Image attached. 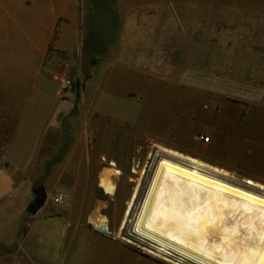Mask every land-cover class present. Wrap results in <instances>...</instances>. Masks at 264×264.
Returning <instances> with one entry per match:
<instances>
[{
    "label": "crops",
    "instance_id": "crops-1",
    "mask_svg": "<svg viewBox=\"0 0 264 264\" xmlns=\"http://www.w3.org/2000/svg\"><path fill=\"white\" fill-rule=\"evenodd\" d=\"M202 7L199 0H0V264H60L53 253L63 264H164L72 217V209L53 207V193L34 216L26 212L72 109L95 116L98 134L137 127L264 181V108L240 120L229 100L252 92L235 83L229 65L216 73L200 63L199 38L209 37L200 32L215 19L210 9L200 21ZM60 72L90 86L77 101L72 92L54 93ZM199 132L208 140L194 141ZM79 165L101 162L64 160L45 182H63Z\"/></svg>",
    "mask_w": 264,
    "mask_h": 264
},
{
    "label": "bare ground",
    "instance_id": "bare-ground-1",
    "mask_svg": "<svg viewBox=\"0 0 264 264\" xmlns=\"http://www.w3.org/2000/svg\"><path fill=\"white\" fill-rule=\"evenodd\" d=\"M155 147L118 228L112 231L97 207L89 223L169 264H264V184ZM120 175L114 161L99 174L105 195H116L112 177Z\"/></svg>",
    "mask_w": 264,
    "mask_h": 264
},
{
    "label": "rangeland",
    "instance_id": "rangeland-1",
    "mask_svg": "<svg viewBox=\"0 0 264 264\" xmlns=\"http://www.w3.org/2000/svg\"><path fill=\"white\" fill-rule=\"evenodd\" d=\"M199 1L200 5H204L200 8V21L206 20V17L212 15L208 12L210 9L214 10L212 16L215 18L214 23L210 25L207 32H200L201 35L207 34L209 37L199 38V61L200 63L205 61L210 70L216 73H219L220 66L229 65L231 74L237 76L235 83L248 87L246 90L252 92L250 95L247 93L242 95L241 99L229 100V103L237 110L238 118L244 120L248 117L250 109L264 108V0ZM211 28H214V30L212 31ZM222 46H230L231 52L220 54ZM212 47H214L213 51L211 50ZM206 50L209 53H203ZM61 77L70 78L65 72L55 75L56 80ZM171 86L176 87L178 90L181 89L180 85L172 84ZM57 87L56 81L54 83V93L56 95ZM89 87L82 83L74 84L72 81V88L58 96H64L67 92H72L77 101L80 94L84 93L86 89L88 90ZM254 89L262 92V95L256 98ZM213 111L215 114H220L221 108L214 106ZM95 121V116L90 115V113H87L86 117L79 118L78 110L72 109L70 114L62 121V127L58 130L59 133L56 134V140H60L61 143L58 150L54 152L53 158L60 148L65 146V154L57 164L70 158H76L81 162L85 159H97L101 162V165L98 167L69 166L70 177L65 181L46 183L51 168L48 175L45 174L42 178L44 179L43 183L40 179L34 184V188L44 185L46 193H53L52 198L54 193H63L66 196L65 203L61 205L51 203L52 206L70 208L72 209V217L78 214L86 223H88L89 216L97 207L98 212L107 219L110 229L115 231L124 216L133 189L138 179H140V171L144 170L145 164L148 162V156L157 150L155 145L170 149H174L172 148L174 146L171 144L172 142H158L152 137H147L137 127L131 130L129 127L125 129L117 126L112 133L103 131L98 134L95 129ZM200 134L206 140H196L195 137ZM80 140L82 141V149H76ZM207 140L208 136L205 132H199L194 136L196 142ZM174 150L192 156L185 149ZM110 161H114L117 169L121 171L120 176L112 177L116 187L114 197L105 195L98 186L99 174L106 167H109ZM134 170L136 173H133ZM150 174L151 172L148 171L145 178L147 179ZM233 174L238 179L251 178L256 180L249 174ZM145 178L141 181L143 185L146 182ZM261 183L264 184V181ZM135 250L137 251V249ZM62 258L63 256L61 255V258H59L57 253L51 254V259L54 262L61 259L60 264H63Z\"/></svg>",
    "mask_w": 264,
    "mask_h": 264
},
{
    "label": "built area",
    "instance_id": "built-area-1",
    "mask_svg": "<svg viewBox=\"0 0 264 264\" xmlns=\"http://www.w3.org/2000/svg\"><path fill=\"white\" fill-rule=\"evenodd\" d=\"M56 81H57V86H58L57 87V95H61V94L65 93L66 91H68V90H70L72 88V81L68 77H61V78L57 79ZM195 139L198 140V141L206 140V138L202 134L197 135L195 137ZM52 199H53L54 203H56L58 205H61V204L65 203L66 196L63 193L57 192V193H54ZM107 235L112 236V234H107ZM122 242L124 244H126L127 246L132 247L133 249L134 248L137 249L138 252H140L141 254H143L145 256H148V257H150V258H152L154 260H157L159 262H162V263H165V264H169V263H167V262L155 257L151 253L147 252L146 250L143 249L142 246L131 244L128 241H122Z\"/></svg>",
    "mask_w": 264,
    "mask_h": 264
},
{
    "label": "water",
    "instance_id": "water-1",
    "mask_svg": "<svg viewBox=\"0 0 264 264\" xmlns=\"http://www.w3.org/2000/svg\"><path fill=\"white\" fill-rule=\"evenodd\" d=\"M34 199L26 208V212L34 216L39 209L44 206L46 200V191L44 185H40L33 190Z\"/></svg>",
    "mask_w": 264,
    "mask_h": 264
},
{
    "label": "trees",
    "instance_id": "trees-1",
    "mask_svg": "<svg viewBox=\"0 0 264 264\" xmlns=\"http://www.w3.org/2000/svg\"><path fill=\"white\" fill-rule=\"evenodd\" d=\"M65 151H66V147L65 146H62L59 150V152L57 153V155L52 159L50 160L47 165H46V176L48 175L50 169L55 165L57 164L58 162H60L65 154ZM44 179L41 180V183H43Z\"/></svg>",
    "mask_w": 264,
    "mask_h": 264
}]
</instances>
